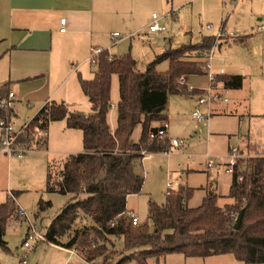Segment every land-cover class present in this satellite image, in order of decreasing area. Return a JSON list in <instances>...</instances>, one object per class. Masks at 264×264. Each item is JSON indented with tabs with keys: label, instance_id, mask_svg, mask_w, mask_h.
I'll return each mask as SVG.
<instances>
[{
	"label": "trees",
	"instance_id": "obj_1",
	"mask_svg": "<svg viewBox=\"0 0 264 264\" xmlns=\"http://www.w3.org/2000/svg\"><path fill=\"white\" fill-rule=\"evenodd\" d=\"M212 44L213 37H204L195 44L170 48L155 56L143 71L137 69L129 53L111 57L104 51L98 57L93 77L79 79L91 105L88 113L69 111L63 102L55 101L40 108L21 140L31 139L36 129L46 131L52 121L65 120L68 128L81 130L83 145L82 152L63 161L56 180L47 171L46 191L70 195L71 199L46 228V242L75 249L91 264L99 257L108 258L111 238L121 239L124 250H133L115 264H125L130 259L148 264V258L168 254L200 258L232 254L246 264H264V157H250L243 170L234 168L227 194L232 203L224 207L217 204L219 196L215 192H208L198 206L190 207L188 201L194 189L179 185L166 194L163 204L148 203L149 223L135 226L127 215V197L140 193L142 188L143 175L136 169L144 155L172 148L167 135L150 139L148 132L157 131L167 120L169 95L203 93L189 90L179 78L204 72L203 62L190 59V54L208 51ZM163 61L168 62L167 69L157 70ZM113 75L117 76L119 98L112 129L108 113ZM242 79L241 75L218 74L214 83L218 80L225 88L238 89ZM8 92L7 84L0 85V97ZM0 114L9 116L11 110L0 109ZM137 126L141 133L135 141L132 134ZM11 193L12 197L0 203L2 248H6L8 221L17 212L18 193ZM37 206L38 214L51 202L40 200ZM240 210L241 223L235 229ZM82 221L85 223L78 225Z\"/></svg>",
	"mask_w": 264,
	"mask_h": 264
},
{
	"label": "rangeland",
	"instance_id": "obj_2",
	"mask_svg": "<svg viewBox=\"0 0 264 264\" xmlns=\"http://www.w3.org/2000/svg\"><path fill=\"white\" fill-rule=\"evenodd\" d=\"M253 3L255 9L260 11L261 16L258 17H263L264 19V0H253ZM130 5L134 17V33H130L129 29L126 30L122 26L116 27L113 32H118L122 39L113 42L111 38L112 32L107 49L110 53L117 55L129 53L136 60L137 69L141 71L146 68L147 64L155 56L163 53L165 49H169V42L172 48L195 43L199 41L203 34L216 33V30L224 22H226L227 33L243 35L248 30L245 29L244 24L246 23L245 19L249 15L250 4L246 0H238L236 2L229 0H131ZM236 7L237 9H234ZM170 11H175L176 16L166 18L167 33H146V27L150 19L147 23L146 20L151 17L153 12L158 15H164ZM205 24H210L212 27L200 31L201 25ZM138 28L140 29L137 30ZM223 45H225L222 49H225L224 59L227 62H234L238 65L243 59L246 46L238 43H230L229 45L223 43ZM217 53L219 54V52ZM217 58L218 55L216 54V58L213 61L214 70L219 68ZM89 67L92 66L90 65ZM156 68L159 71L166 70L167 62L159 63ZM221 97H228V105L233 106L230 94L226 93ZM110 98L111 108L108 113V122L113 127L116 120V110L114 108L119 98L116 75L112 77ZM196 98L197 96L195 95V101ZM246 105V102L241 101L237 104L236 112L234 111L231 116L213 117L212 121L214 123V119H221L225 132L231 135L230 146H240V140L246 139L249 135L258 148L252 143H248L241 148L239 147L240 152L249 157H264V116L261 115L264 114V107H258L260 109L256 114L260 115L254 116L250 120L247 115L239 117V114L245 113ZM194 106L195 103L193 105L192 100L189 98L172 94L168 96L165 114L167 116L166 121L170 126L171 137L169 138L182 139L184 143L181 147H172L167 155L155 153L146 157L143 159L142 164L137 167L136 170L143 175L142 188L140 193L131 194L127 197V204L138 216L141 223H149L147 219L149 202H155L158 205L165 202L166 183L168 181H172L174 186L177 180H180V184L185 182L184 177L181 176L179 164H183V170H186L188 164L198 166L205 162L206 153L217 157L222 164L227 160L228 147L224 144V139L222 137H211L209 139V129L211 130L213 126L207 125V120L197 122L192 117ZM24 109L27 111L26 107ZM32 116L30 115L29 118ZM239 120L241 121L239 122ZM50 130L51 143L55 147H60V142H63L60 139L62 135L60 133V123H52ZM140 133L141 127L137 126L132 134L135 141L139 139ZM71 142L74 147L79 148L80 152L83 151L80 138L71 137ZM45 150L46 148L34 150L26 153L21 158L8 156L0 151V203L5 201L7 197H12L11 192H17V206L37 223L41 232H45L54 216L70 201V195L46 191L47 171L52 179L56 180L63 161H53L63 159L66 153L58 151L47 154ZM200 168L202 170L189 173L186 179L187 184L194 189L192 197L188 201V206L195 207L201 203L200 197L204 194L203 190L198 189L201 185H207L208 192L217 185V193L221 195L217 204L224 207L226 204L223 205V203L227 199L225 195H227L229 190L231 175L222 168L209 169L208 172L203 170V167ZM40 200L50 201L51 206L37 214V205ZM230 203H232L231 200L227 204ZM84 223V221L78 222V225H83ZM26 230L27 222L24 216L16 212L15 216L8 221L6 227L4 236L6 248L0 246V263L22 264L21 260L25 259L26 264H55L54 250L47 242H40L33 245L32 248L23 247L22 243ZM108 247V258L104 260L103 257H99L103 261L99 264H111L113 260V264H115L120 258L131 254L124 250L121 239L111 238V244H108ZM110 257L114 259L110 261ZM178 257L187 259L188 262L190 261L193 264H246L236 260L232 254L214 255L208 258H185L183 255L173 254L167 257L168 263L183 264V262L178 260ZM151 263L153 264V261ZM82 264L84 263L82 262ZM125 264H138V262L135 259H130Z\"/></svg>",
	"mask_w": 264,
	"mask_h": 264
},
{
	"label": "crops",
	"instance_id": "obj_3",
	"mask_svg": "<svg viewBox=\"0 0 264 264\" xmlns=\"http://www.w3.org/2000/svg\"><path fill=\"white\" fill-rule=\"evenodd\" d=\"M130 1L0 0V85L7 84L8 91H12L15 95L13 110L14 119L18 124L29 119L30 115H34L44 104L51 101L63 102L69 111H82L84 113L90 111L91 105L79 82L80 78L89 80L93 77L95 68L89 67L90 63L87 61L89 48L91 46L102 47L107 50L111 57L119 56L110 53L107 48L110 35L116 27L122 26L126 30L129 29L130 33H134V17ZM246 1L250 4L249 15L244 24L245 29L248 30L243 35L233 34V36L224 37L220 43L219 54L217 53L218 58L222 57L224 59L225 49H222L225 45L223 43L228 45L238 43L246 46L243 59L238 65L234 62H227L225 59L221 63L217 59L219 68L214 70L217 72L220 68H223L224 75H241L243 77L242 85L238 89H229L225 88L222 82L216 80L213 84V90L221 96L226 93L230 94L233 106L228 105V97H226L227 101L217 100L214 102L212 114L207 120V125L213 126L211 130L209 129V139L211 137H222L227 147H229L231 135L225 132L221 119H214L213 123V117L231 116L234 111L236 112L237 104L241 101L246 102L247 105L245 113L239 114V117L247 115L250 120L254 116L260 115L256 114L260 109L258 107H264V19L258 17L261 16L260 11L255 9L253 0ZM234 9H237V7ZM62 18L65 19L64 24L60 23ZM149 19L151 17H148L146 23ZM164 23L166 25V19ZM62 27L65 28L64 31L60 30ZM221 28L227 32L226 22L222 23ZM218 30H216V33ZM200 31L203 30L200 28ZM167 32L168 26L164 33ZM146 33L151 34L153 32L146 30ZM216 33L203 34L199 41L195 43L200 42L204 37H213ZM168 46L169 49L172 48L170 42ZM196 53L197 51L191 52L190 59L201 61ZM185 81L188 86L198 90H205L209 86L204 72L202 74L187 75ZM195 95L197 94L182 97L191 99L194 105L196 102ZM26 103H30L31 107H26ZM25 107L27 111L24 109ZM261 115L264 116V114ZM54 122L60 123V133L62 134L60 139L63 141L60 142V147H55L49 137V131L51 133L50 126ZM111 128L113 129L114 126ZM71 137H78L82 142L81 130L68 128L65 120L49 123L46 130L45 152L47 154L58 151L66 153L63 159H57L53 162L64 161L69 155L80 152L79 148L72 145ZM167 137H171L169 125ZM248 143L256 146L248 135L246 139L240 140L239 147L241 148ZM256 148L258 147L256 146ZM160 153L167 155L169 152ZM152 154L155 153L144 155L142 161ZM182 165L179 164V169L185 182L180 184V180H177L173 190H176L179 185L189 186L186 180L187 176L193 171H199L200 167H203V170L207 172L209 171L205 166V162L198 166L188 164L186 170L182 169ZM198 189L203 190L204 194L200 197V201H202L208 193V186L201 185ZM210 192H215L219 196L218 199L221 196L217 193V185ZM225 196L227 199L223 205L230 200L232 201L227 195ZM126 209L133 212L127 203ZM47 244L54 250L55 264H82V262L91 264L85 261L78 251L49 242ZM127 252L132 253L133 250H127ZM171 255L173 254L158 259L148 258L147 262L148 264H152V261L153 264H169L167 257ZM175 255L180 256L182 254ZM112 259L114 258H109L110 261ZM178 260L183 264H193L190 261L188 262L187 259H180V257H178ZM100 262L103 261L98 258L93 264H99Z\"/></svg>",
	"mask_w": 264,
	"mask_h": 264
},
{
	"label": "built area",
	"instance_id": "obj_4",
	"mask_svg": "<svg viewBox=\"0 0 264 264\" xmlns=\"http://www.w3.org/2000/svg\"><path fill=\"white\" fill-rule=\"evenodd\" d=\"M231 2H236L238 0H229ZM175 11L166 12L164 15H158L156 13L151 14V19L147 24V30L153 33H164L167 30V26L164 21L168 17H175ZM65 19H60V23L64 24ZM201 30H207L211 28L210 24L201 25ZM64 31L65 28L62 27L60 29ZM233 36L231 33H227L223 30V28H219L217 33L213 36V44L208 51H197V57L201 59L203 62V70L204 75L207 77L209 82V86L203 90L202 94L196 95L195 106L192 110V117L197 121L201 122L202 120H208L212 114V106L214 102L217 100L227 101L226 97L222 98L221 95L213 90V84L215 81L216 75L224 74V69L220 68L217 72L213 69V61L216 58L217 52L220 49V43L224 37ZM113 42L121 39L120 34L118 32H113L111 36ZM106 49L98 46H91L89 48V55L87 57V61L90 65L95 68L97 66L98 57L104 52ZM221 63L224 62L222 57L217 58ZM185 76L179 78V82L181 84L186 85V87L191 90L194 89L187 85L185 81ZM14 100L15 95L12 91H9L7 95L0 97V109L2 110H11V115H1L0 114V151L7 154L8 156H14L21 158L26 153L45 149L46 147V131L43 129H36V132L33 134L31 139L21 140L22 136L26 135L27 127L29 126L30 121L34 118L37 112L28 120L23 121L22 123H17L14 119ZM26 107L30 108L31 104L26 103ZM205 108V110H203ZM241 120H239L240 122ZM168 123L164 121L161 126L157 129V131H149L148 137L153 139L155 137H163L167 135ZM183 140L177 138H170V144L172 147H181L183 146ZM190 157V155H189ZM250 157L243 155L240 152L239 146H230L227 149V160L225 163H221L217 157L212 156L209 153L205 155V166L207 169H220L222 168L226 173L232 174L234 168L239 166L240 169H245L247 166V161ZM240 179V178H239ZM166 194L174 188V183L172 181H168L166 183ZM10 195V193H9ZM17 213L21 216H24L27 222V230L26 235L23 240L24 248H32L33 245L39 242H46V238L43 232L40 231L36 222L30 219L24 212L17 206ZM127 215L131 218V222L133 225H138L140 223L138 217L133 212H127ZM233 216L235 214H232ZM75 250V249H73ZM76 251V250H75ZM22 264H26L25 259H23Z\"/></svg>",
	"mask_w": 264,
	"mask_h": 264
},
{
	"label": "water",
	"instance_id": "obj_5",
	"mask_svg": "<svg viewBox=\"0 0 264 264\" xmlns=\"http://www.w3.org/2000/svg\"><path fill=\"white\" fill-rule=\"evenodd\" d=\"M242 215H243V210H240L239 213L237 214L236 219H235V223H234L235 229L239 228L240 223H241V219H242Z\"/></svg>",
	"mask_w": 264,
	"mask_h": 264
}]
</instances>
